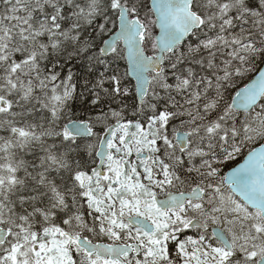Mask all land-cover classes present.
Instances as JSON below:
<instances>
[{"label": "snow or ice", "instance_id": "snow-or-ice-1", "mask_svg": "<svg viewBox=\"0 0 264 264\" xmlns=\"http://www.w3.org/2000/svg\"><path fill=\"white\" fill-rule=\"evenodd\" d=\"M0 264H264V0H0Z\"/></svg>", "mask_w": 264, "mask_h": 264}]
</instances>
